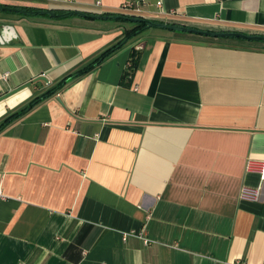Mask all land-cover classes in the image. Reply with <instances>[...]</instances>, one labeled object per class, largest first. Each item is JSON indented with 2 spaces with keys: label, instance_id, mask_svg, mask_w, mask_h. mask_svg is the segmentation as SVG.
Segmentation results:
<instances>
[{
  "label": "crops",
  "instance_id": "crops-1",
  "mask_svg": "<svg viewBox=\"0 0 264 264\" xmlns=\"http://www.w3.org/2000/svg\"><path fill=\"white\" fill-rule=\"evenodd\" d=\"M126 2L156 22L264 35V0L0 5ZM120 21L0 11L14 32L0 43V119L132 29ZM248 159L264 160V43L148 28L0 133V264H264V181Z\"/></svg>",
  "mask_w": 264,
  "mask_h": 264
},
{
  "label": "trees",
  "instance_id": "trees-1",
  "mask_svg": "<svg viewBox=\"0 0 264 264\" xmlns=\"http://www.w3.org/2000/svg\"><path fill=\"white\" fill-rule=\"evenodd\" d=\"M23 10H34V9L23 8ZM53 11L57 13L65 12L64 10H57V9ZM90 14L115 15L113 13H90ZM117 14L128 15L121 11H119ZM131 15L137 16L134 14H131ZM169 24H178V25L187 26L182 23H169ZM187 27H192V26H187ZM193 28H196V27H193ZM146 29H147V26L144 23H133L132 29L124 31L122 37L119 40H117L116 42L108 46L107 48L103 49L96 56H94L90 61L86 62L83 66L77 68L76 70L70 73H67L66 75L61 77L59 80H57L52 86H48L43 91H41V93L34 95L33 97H31L28 101H26L23 105H21L17 109L9 111L2 119H0V133L5 128L13 124L16 120L21 118L29 110H31L36 105H38L39 103L49 99L52 96L59 94L68 85L86 76L93 69L101 65L106 59H108L110 56L118 52L123 47V45L126 43V40H128L129 38L133 36H136L137 34L141 33L142 31ZM207 31H212V30H207ZM140 53H141L140 51H137L135 49L131 50L127 67L121 77L122 84L128 85L130 83L131 78L134 72L136 71V64L140 56Z\"/></svg>",
  "mask_w": 264,
  "mask_h": 264
},
{
  "label": "water",
  "instance_id": "water-1",
  "mask_svg": "<svg viewBox=\"0 0 264 264\" xmlns=\"http://www.w3.org/2000/svg\"><path fill=\"white\" fill-rule=\"evenodd\" d=\"M0 11H8L19 13L22 15H32V16H47L52 18H66L70 16H79L87 19L93 20H122L129 21L132 23H144L147 28H161L170 30L173 32H183V33H191L200 36L214 37V38H233V39H242L246 41H258L264 43V35L258 34H246L237 31H207L193 27H187L184 25L178 24H169L166 22H156L150 19H146L141 16H133V15H123V14H115V15H100V14H90L84 11L79 10H67L63 13H57L51 9H38L35 10H23L17 7H6L0 5ZM3 32H7L8 35L14 36L13 27L10 25H4L3 29L0 32V43L6 42L5 34Z\"/></svg>",
  "mask_w": 264,
  "mask_h": 264
},
{
  "label": "built area",
  "instance_id": "built-area-1",
  "mask_svg": "<svg viewBox=\"0 0 264 264\" xmlns=\"http://www.w3.org/2000/svg\"><path fill=\"white\" fill-rule=\"evenodd\" d=\"M157 6L160 7V2H157ZM133 3L132 2H126L122 7L120 8V11L131 15L133 12ZM6 75H4L5 77ZM245 169L248 173H256L259 175L260 180L264 181V160H255V159H248L246 161ZM241 197L243 199L248 200H258L260 196V188H249V187H243L240 193ZM2 197V193L0 190V198ZM144 242H148L144 239Z\"/></svg>",
  "mask_w": 264,
  "mask_h": 264
},
{
  "label": "rangeland",
  "instance_id": "rangeland-1",
  "mask_svg": "<svg viewBox=\"0 0 264 264\" xmlns=\"http://www.w3.org/2000/svg\"><path fill=\"white\" fill-rule=\"evenodd\" d=\"M121 23H124V24H127L128 26H132L133 25V23L132 22H129V21H127V22H124V21H120ZM148 29V28H147ZM153 29V28H152ZM157 29H159V28H157ZM164 30V29H163Z\"/></svg>",
  "mask_w": 264,
  "mask_h": 264
}]
</instances>
